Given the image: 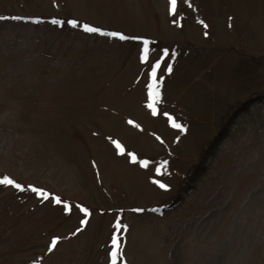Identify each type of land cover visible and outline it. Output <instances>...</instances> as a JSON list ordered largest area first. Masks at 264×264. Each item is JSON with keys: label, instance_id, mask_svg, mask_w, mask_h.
<instances>
[{"label": "rangeland", "instance_id": "obj_1", "mask_svg": "<svg viewBox=\"0 0 264 264\" xmlns=\"http://www.w3.org/2000/svg\"><path fill=\"white\" fill-rule=\"evenodd\" d=\"M3 175L0 264H264V0H0Z\"/></svg>", "mask_w": 264, "mask_h": 264}, {"label": "snow or ice", "instance_id": "obj_2", "mask_svg": "<svg viewBox=\"0 0 264 264\" xmlns=\"http://www.w3.org/2000/svg\"><path fill=\"white\" fill-rule=\"evenodd\" d=\"M188 2L190 3V0H188ZM177 10V0H171V11L173 14L176 13ZM54 23L60 24L62 23L60 20H54ZM67 23L76 26L78 25L79 21L77 19H71L69 21H67ZM201 23L203 24L204 22L201 21ZM207 25H205L206 27ZM83 28L87 31V32H96V33H102L104 30L102 28L99 27H94L90 24L85 23L83 25ZM106 35H111V36H119L121 39H125L126 37L124 36L123 33L120 32H111V33H105ZM142 59L144 60L145 63L148 62L149 59V49L147 48V46L144 47L143 49V53H142ZM160 68V61L157 60L155 65L152 66V70L150 73V83L148 84V93H149V98H150V103L148 104V107L151 108L154 112L158 111L156 104L158 99L161 96V92H160V85L162 83V81L158 78V70ZM171 66H168V71L171 72ZM164 115H169L168 113H164ZM130 123H135L134 121H130ZM172 123L175 127L177 128H181L184 129V125L177 123L175 118L172 119ZM137 127H139V125H137ZM186 130V129H184ZM113 143H115L116 147L118 149H120L121 153L124 152V146L117 140V141H113ZM131 157L133 160L136 159V154L135 153H131ZM143 163L145 164V166H147V161H143ZM167 164V161L163 162L160 165V168L157 169L158 171L162 170L163 167ZM156 183L160 184V186L162 188H168L169 185L162 183L161 181L157 180ZM0 184L3 185H13L15 188L17 189H22L24 188V185L21 183H18L15 179L11 178L8 175H3L2 178H0ZM30 188H32V190L34 192H36L37 194L43 195L46 199L48 198V196L50 195V193L45 192V190L43 188H37V187H33L31 185H29ZM57 202H60L61 198L59 196L55 197ZM81 210L85 213L88 214L89 213V209L87 207L81 206ZM82 223H87V221H82ZM119 226V224H118ZM124 228H127V225H123ZM61 240V237L57 236L54 237L51 241V247L49 248V251H51L53 248H55L57 246V242ZM120 256V252L119 250L113 251L111 253V257H112V264H116L118 257Z\"/></svg>", "mask_w": 264, "mask_h": 264}]
</instances>
